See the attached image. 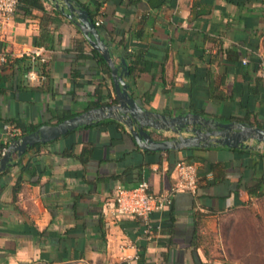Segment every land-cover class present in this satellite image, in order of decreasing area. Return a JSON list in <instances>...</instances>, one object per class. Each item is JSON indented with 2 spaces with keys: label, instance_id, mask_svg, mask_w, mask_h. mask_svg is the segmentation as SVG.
<instances>
[{
  "label": "crops",
  "instance_id": "obj_1",
  "mask_svg": "<svg viewBox=\"0 0 264 264\" xmlns=\"http://www.w3.org/2000/svg\"><path fill=\"white\" fill-rule=\"evenodd\" d=\"M43 1L45 14L16 18L0 42L16 53L36 46L42 29L55 39L45 63L0 66V141L6 122L30 133L65 111L87 110L101 81L115 97L112 76L80 28ZM75 1L92 10L100 4L94 21L118 63L130 65L137 55L154 63L126 77L145 107L264 128V0ZM77 42L89 56L73 62ZM32 67L45 78L29 81ZM75 68L80 76L73 77ZM123 128L86 125L15 154L0 172V264H261L262 145L148 151ZM181 159L196 163L198 189L177 191L172 204L152 213L151 236L141 219L112 214L117 184L147 181L166 193Z\"/></svg>",
  "mask_w": 264,
  "mask_h": 264
},
{
  "label": "water",
  "instance_id": "obj_2",
  "mask_svg": "<svg viewBox=\"0 0 264 264\" xmlns=\"http://www.w3.org/2000/svg\"><path fill=\"white\" fill-rule=\"evenodd\" d=\"M80 28L93 49L99 51L111 70L115 101L84 110L56 124L44 123L36 130L14 140L0 158V172L8 169L14 156H22L29 148L48 143L79 127L113 119L126 126L135 143L148 151L183 150L196 147L226 146L229 148L264 147V128L255 124L224 121L200 113H162L145 107L130 91L126 77L129 64L125 58L118 63L110 45L102 37L87 8L75 0H47ZM171 132L165 139H155L153 133Z\"/></svg>",
  "mask_w": 264,
  "mask_h": 264
},
{
  "label": "built area",
  "instance_id": "obj_3",
  "mask_svg": "<svg viewBox=\"0 0 264 264\" xmlns=\"http://www.w3.org/2000/svg\"><path fill=\"white\" fill-rule=\"evenodd\" d=\"M19 0H0V42L5 30L16 19V12ZM98 26L99 20L95 21ZM30 59L33 64L45 63L48 59V49L44 46L23 47L16 53L9 52L0 45V66L11 62L16 57ZM246 62V60H244ZM264 67V61L261 62ZM29 81L45 78L38 73L34 67L26 74ZM20 127L14 123L6 122L3 125V134L0 141V158L6 153L8 146L22 136ZM176 181L171 189L166 193L153 192L147 181H142L134 187H126L117 184L113 193L114 207L112 214L115 216H130L141 219L144 224V232L149 236L153 233L150 217L152 213L163 211L172 204L173 196L177 191L196 192L199 184L198 168L195 162L181 159L175 165Z\"/></svg>",
  "mask_w": 264,
  "mask_h": 264
},
{
  "label": "trees",
  "instance_id": "obj_4",
  "mask_svg": "<svg viewBox=\"0 0 264 264\" xmlns=\"http://www.w3.org/2000/svg\"><path fill=\"white\" fill-rule=\"evenodd\" d=\"M86 8L91 14V16L95 19V16L99 11L100 4L99 3L96 4L95 10H92L90 5H86ZM46 12L47 11H46V7L44 5L43 0H19L17 12H16V18H19V19H23L26 17L32 18V17H36L40 13L45 14ZM33 42L36 46H44L47 49L48 48L52 49L55 43L54 34L46 28L42 29L41 33L34 37ZM74 50L76 51V53L73 57L74 58L73 62H77L79 58H86L89 56L84 51L83 42H79V43L77 42ZM92 55L98 60L99 65L103 67L104 71L108 73L109 75H111L110 67L105 61V59L102 57L101 53L95 49H92ZM26 59H28L26 56L16 57L9 63L20 64L22 61H25ZM153 65L154 63L152 61H149L147 59H142L141 56L137 55L133 60L130 61L129 71L131 74L141 72V71H147V70H150ZM72 75L73 77L80 76L81 72L78 71V68H75ZM105 88H106V81H101L100 85L96 88L94 92L95 100L89 102L86 109L102 106V105L109 104L115 101V99L111 97L110 92L105 90ZM208 95L210 94L208 93ZM76 114H78V112L65 111L64 114L59 117L57 122L63 121L64 119L72 117ZM103 123L113 124L120 130L124 131L122 123L116 120L107 119L104 121H100L97 124H103ZM14 124L20 127L23 135L28 133L30 130L29 128H27V126H25L24 124L20 122L14 123ZM36 128L37 127H34L33 129H36ZM38 145H40V143L35 146H38ZM169 151H172V150H169Z\"/></svg>",
  "mask_w": 264,
  "mask_h": 264
},
{
  "label": "rangeland",
  "instance_id": "obj_5",
  "mask_svg": "<svg viewBox=\"0 0 264 264\" xmlns=\"http://www.w3.org/2000/svg\"><path fill=\"white\" fill-rule=\"evenodd\" d=\"M263 217V216H262ZM261 217V218H262ZM264 222V219L262 218V223ZM237 248V247H236ZM242 248V247H241ZM247 248V247H246ZM252 248H254V247H252ZM257 248V249H256ZM256 248H254V249H256V251H259V252H261V264H264V245H262V246H260V247H256ZM247 264H249L248 262H247Z\"/></svg>",
  "mask_w": 264,
  "mask_h": 264
}]
</instances>
